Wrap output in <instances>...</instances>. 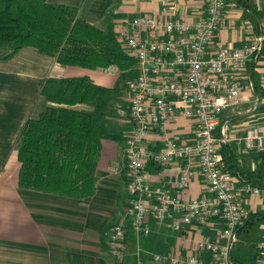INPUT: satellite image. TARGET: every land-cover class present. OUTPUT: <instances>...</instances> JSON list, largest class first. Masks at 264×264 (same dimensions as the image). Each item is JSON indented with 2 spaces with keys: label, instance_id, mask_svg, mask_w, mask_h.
Wrapping results in <instances>:
<instances>
[{
  "label": "built area",
  "instance_id": "2783aa9c",
  "mask_svg": "<svg viewBox=\"0 0 264 264\" xmlns=\"http://www.w3.org/2000/svg\"><path fill=\"white\" fill-rule=\"evenodd\" d=\"M201 1L205 11L194 23L179 18L162 0L158 12L137 16L118 28L119 41L137 66L136 76L126 82L128 105L116 106L131 128L125 143L128 222L113 225L106 237L112 255L123 258L128 234L137 240L148 237L151 222L180 233L185 226L201 231L219 223L223 228L198 240L193 254L162 256L138 247L135 264H233L239 230L252 213L248 200H264L260 188L239 185L224 170L220 146L228 140L216 135L221 116L240 107L246 91L254 89L249 67L259 61L264 35L252 36L238 47L219 42L221 31L229 26L227 0ZM183 121L196 124L191 141L181 140L174 132V126ZM155 132L163 137L158 149L149 145ZM226 132L222 128V134ZM253 152L264 156V135L257 127L248 129L238 142L239 164ZM150 165L178 166L175 188L152 187ZM198 175L206 181L207 195L184 199ZM258 264H264V236Z\"/></svg>",
  "mask_w": 264,
  "mask_h": 264
},
{
  "label": "crops",
  "instance_id": "0c3cea01",
  "mask_svg": "<svg viewBox=\"0 0 264 264\" xmlns=\"http://www.w3.org/2000/svg\"><path fill=\"white\" fill-rule=\"evenodd\" d=\"M173 12L187 22L202 17L205 7L201 0H166ZM248 1V0H246ZM254 10L239 8L227 0L226 14L229 26L224 28L219 42L238 47L252 36L264 35V0H249ZM55 6L76 8L79 19L106 31L109 23L120 26L137 16L152 15L159 11L162 0H47ZM117 12V13H116ZM9 53L0 54V264H135L138 247L157 255L196 253V242L211 237L219 223L201 231L185 226L180 233L166 225L151 222V234L137 240L129 236L125 256L116 258L110 252L107 231L115 224L126 223L129 205L128 176L125 144L103 140L97 166L95 191L88 198H72L55 193L28 190L20 186L22 165L19 161L21 134L29 120L39 119L53 104L43 96L49 80L89 78L96 86L114 89L120 78L117 67L89 70L64 66L57 58L26 47L9 60ZM253 90H247L240 107L221 116L223 138L236 154L238 142L252 127L264 135V50L254 66ZM256 81L262 93L256 90ZM128 105L126 96L113 102L110 116L112 127L127 138L131 128L117 113V104ZM93 111L88 105L75 107ZM195 122L183 121L174 126L175 134L184 141L195 137ZM163 137L155 132L149 145L158 149ZM244 164L252 169L261 168L262 156L253 152L245 156ZM151 186L175 188L178 166L150 165ZM203 177L196 176L184 199L195 200L207 195ZM252 213L264 211V200L250 198L247 204ZM179 217V216H177ZM264 236V223L260 237ZM136 249V250H135Z\"/></svg>",
  "mask_w": 264,
  "mask_h": 264
},
{
  "label": "trees",
  "instance_id": "16d2710c",
  "mask_svg": "<svg viewBox=\"0 0 264 264\" xmlns=\"http://www.w3.org/2000/svg\"><path fill=\"white\" fill-rule=\"evenodd\" d=\"M239 8L253 11L251 1L233 0ZM32 47L57 58L64 66L89 70L117 67L121 73L114 89L96 86L89 78L49 80L43 96L53 104L37 120H29L21 134L20 186L72 198L94 194L103 140L125 144L127 138L111 123L113 102L121 98L123 84L136 76L137 62L118 38L117 25L106 31L79 19L76 8L55 6L47 0H0V54L9 60ZM255 77L254 66L249 67ZM256 90L262 93L256 81ZM88 105L93 111L76 109ZM223 124L217 137L223 138ZM226 172L239 185L250 184L264 192V156L261 168L240 166L235 152L221 144ZM264 211L251 213L239 230L233 264H258ZM132 236V233L128 234ZM128 238V237H127Z\"/></svg>",
  "mask_w": 264,
  "mask_h": 264
},
{
  "label": "rangeland",
  "instance_id": "374dc122",
  "mask_svg": "<svg viewBox=\"0 0 264 264\" xmlns=\"http://www.w3.org/2000/svg\"><path fill=\"white\" fill-rule=\"evenodd\" d=\"M123 90H122V95H121V99H123L125 96H126V84H123ZM144 251H145V248L143 247ZM136 250V249H135ZM148 253H151V254H156L155 252H152L151 250H146Z\"/></svg>",
  "mask_w": 264,
  "mask_h": 264
}]
</instances>
